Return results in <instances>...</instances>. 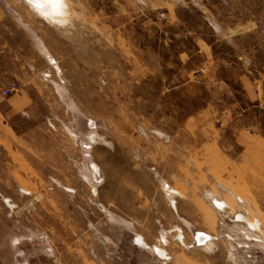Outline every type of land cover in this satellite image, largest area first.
I'll list each match as a JSON object with an SVG mask.
<instances>
[{"label": "rangeland", "instance_id": "rangeland-1", "mask_svg": "<svg viewBox=\"0 0 264 264\" xmlns=\"http://www.w3.org/2000/svg\"><path fill=\"white\" fill-rule=\"evenodd\" d=\"M65 3L0 0V264H264V0Z\"/></svg>", "mask_w": 264, "mask_h": 264}, {"label": "bare ground", "instance_id": "bare-ground-1", "mask_svg": "<svg viewBox=\"0 0 264 264\" xmlns=\"http://www.w3.org/2000/svg\"><path fill=\"white\" fill-rule=\"evenodd\" d=\"M25 1L28 3V5L31 7V9L33 11H35L39 16H41L46 21H50L52 23L53 22H63V19H61V16L65 15L67 13L66 12V9H65L66 3L64 4L65 0H31V2H29V0H25ZM92 167H93V171L95 173L96 179H100L101 178L100 169L97 166H95V165H93ZM166 186H165L166 187L165 188V193H166V195H168V197L170 199L168 197L167 198L169 200H171L170 202H172V203L175 204V202L173 200V197L175 195H179V194H177V192L173 191L168 185H166ZM213 203H216V205L220 209L224 210V203H222L221 201H218V200L215 199ZM237 219L243 220V218L241 216H238ZM248 224L252 228L253 233L254 232L257 233V230L256 229H258V231H259V227L257 226V222H248ZM247 236H248V234H247ZM255 238L257 240L260 239L256 235H255ZM164 240H166V239H164ZM196 242L200 246H202V247H204L206 249H210L214 245V243H213V237H211L209 235H206V234H202V233H199L197 235ZM144 246L148 249V251L151 254L158 255V257L160 256V258L165 259V260L168 259V255H167L168 252L166 253L165 250H163L160 247H157V245L156 246H153V247H148V246H146V244H144Z\"/></svg>", "mask_w": 264, "mask_h": 264}, {"label": "built area", "instance_id": "built-area-1", "mask_svg": "<svg viewBox=\"0 0 264 264\" xmlns=\"http://www.w3.org/2000/svg\"><path fill=\"white\" fill-rule=\"evenodd\" d=\"M17 90H18V86L13 85V86H11L10 88L5 89V90L3 91V94H4V96H8V95H10V94H12V93L17 92Z\"/></svg>", "mask_w": 264, "mask_h": 264}, {"label": "snow or ice", "instance_id": "snow-or-ice-1", "mask_svg": "<svg viewBox=\"0 0 264 264\" xmlns=\"http://www.w3.org/2000/svg\"><path fill=\"white\" fill-rule=\"evenodd\" d=\"M29 2H31V0H29Z\"/></svg>", "mask_w": 264, "mask_h": 264}]
</instances>
